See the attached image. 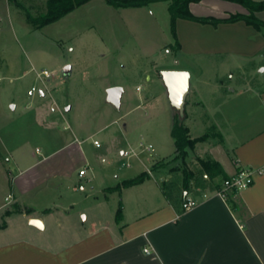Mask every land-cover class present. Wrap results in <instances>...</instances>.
<instances>
[{"label": "rangeland", "instance_id": "1", "mask_svg": "<svg viewBox=\"0 0 264 264\" xmlns=\"http://www.w3.org/2000/svg\"><path fill=\"white\" fill-rule=\"evenodd\" d=\"M19 1L35 14L45 7V0ZM7 6L5 1L0 2V156L10 159L9 166L15 172L28 166L40 174L66 172L70 178H53L52 186L58 190H66L65 185L76 186L71 193L77 197L82 192L78 173L85 159L91 166L86 176H95L90 183L85 182L87 177L82 178L88 190L89 185L98 187L103 178L109 180L114 173L145 169L153 161L151 153L157 155L156 150L174 155L175 146L169 136L174 109L156 69L189 68L193 83L197 72L203 80H217L222 84L220 91L201 82L198 94L211 108L217 107L220 97L227 93L231 79L232 85L245 87L258 86L264 80V47L246 49V55L193 54L188 47L181 53L167 52L173 37L166 2L141 11L129 10V16L135 15L133 21L143 19L136 33L121 25L122 8L106 0H92L72 14L36 29L27 23L22 8L9 2L8 12ZM187 31L181 28L182 34ZM66 64L76 66L64 73ZM146 68L150 70L147 74ZM41 69L51 70L54 75L42 80L37 74ZM107 80H118L125 86L119 107L107 101ZM33 85L38 90L30 96L28 90ZM194 96L189 92L186 103ZM201 112L197 110V114ZM186 122L191 124L190 119ZM194 126L200 127L199 119ZM205 130L200 141L222 142L221 134L210 122ZM125 136L121 155V145L117 148L115 144H122ZM141 136L147 144V136L153 139L150 150L139 147ZM208 143L192 153L189 148L184 159L159 160L153 167L165 166L163 172L172 173L170 179L177 185H182L184 172L191 171L192 189H211L224 179L203 177L204 164L215 159L207 150ZM131 148L136 154H126ZM215 155L231 173V159L224 148L218 147ZM5 212L0 223L6 219Z\"/></svg>", "mask_w": 264, "mask_h": 264}, {"label": "crops", "instance_id": "2", "mask_svg": "<svg viewBox=\"0 0 264 264\" xmlns=\"http://www.w3.org/2000/svg\"><path fill=\"white\" fill-rule=\"evenodd\" d=\"M2 1L9 6L8 0ZM158 2H166L168 9L167 0L141 6H115L124 11L121 25L130 32H139L143 19L135 18L133 21L131 18L135 15L129 16V10L141 11ZM189 8L198 16L225 17L231 13H249L244 5L231 0H200L191 2ZM256 15L264 21V9L257 11ZM2 18L0 9V20ZM181 28L188 30L186 34H182ZM170 30L173 41L167 52L181 53L188 47L193 54L246 55V49L264 47V36L260 35V32L264 34V25L255 27L245 20L213 23L178 18L174 35L170 16ZM176 41L180 44L179 49L175 46ZM75 66L72 64L68 73ZM122 67L126 69V65ZM170 69H187L190 73V92L195 96L193 101L186 103L184 115L190 136H202L210 122L221 134L222 142H207L206 149L221 163L225 172L231 176L242 166L254 169L253 184L235 196L238 206H233L216 190H195L191 186L183 190L180 184L179 202L169 200L162 184L172 181V173L163 172L165 166L158 168L153 165L174 155H162L158 150L155 156L151 153L153 161L145 169L114 173L108 177L109 180L103 178L98 187L89 185L88 190L82 178L87 177L91 166L85 159L86 164L82 168H86V173L83 176L78 173L82 190L80 197L71 193L76 186L70 188L65 185L66 190L52 186L53 178L69 179L66 172L40 174L31 166L15 172L9 166L10 159L0 156V216L15 204L20 207L19 211L6 216V226L0 228V264H264V80L258 82V86L245 87L232 85L231 79L229 90L213 109L198 95L201 82L219 91L222 84L210 78L203 80L199 72L193 83V72L189 68L173 66ZM156 70L160 73L159 69ZM148 71L146 68V74ZM113 85L125 87L118 80H107L105 88ZM197 110H201V114H197ZM186 118L191 124L186 122ZM197 118L199 128L194 126ZM172 123L169 136L173 140ZM193 129H197L196 134H193ZM147 138L148 144L152 145L153 139ZM124 141H127L126 136L121 140L122 144H115L116 147H123ZM141 142L147 144L142 136L139 147L143 148ZM207 143L196 141L189 153L205 148ZM218 147H223L230 156L231 173L215 155ZM76 148L82 151L80 145ZM175 150L176 147L174 154ZM120 152L122 155V148ZM131 153L136 154V151L131 148ZM14 161L19 169L18 162ZM143 171L149 173L144 180L123 185L124 180ZM203 177L206 179L207 174ZM93 179L94 175L88 176L85 182L90 183ZM185 198L196 199L198 204L183 210ZM121 204L122 218L117 220Z\"/></svg>", "mask_w": 264, "mask_h": 264}, {"label": "trees", "instance_id": "3", "mask_svg": "<svg viewBox=\"0 0 264 264\" xmlns=\"http://www.w3.org/2000/svg\"><path fill=\"white\" fill-rule=\"evenodd\" d=\"M11 4H14L25 11L27 23L34 29L43 27L46 24L52 23L62 16L72 11L76 7L87 3L90 0H45V7L42 11L37 14L33 13L31 9L27 8L19 0H8ZM109 4L117 7L126 6H141L148 4L150 2L161 1V0H106ZM169 2V13L171 16V27L172 32L176 35V20L178 18H186L200 22H233L237 20H245L247 23L254 25L255 27H260L264 25V21L260 19L256 12L264 9V0H231L244 5L249 13H231L225 17H213V16H198L191 12L189 4L191 2H197L200 0H167ZM175 46L179 49L180 44L176 41ZM171 136L173 137L175 143V154L170 160L184 159L187 155L188 149L192 148L196 141L201 140L204 136L198 138H192L189 133V128L185 123L184 117L180 115L179 111L175 110L173 115V123L171 127ZM207 174V178L212 179L216 176H221L223 179L228 178L229 175L225 172L221 163L214 159L209 163L204 164V174ZM203 174V175H204ZM149 173L143 171L135 177L126 179L123 181L124 186L133 185L144 180ZM194 174L191 171H185L182 180L183 190H188L191 186V181ZM118 187V186H117ZM221 187V184H215L211 187L212 190H217ZM162 189L165 196L171 200L179 202L180 198V188L175 182H163ZM225 199L232 203L233 206H238L237 198L235 197L238 193L235 189L226 190ZM20 207L14 205L11 209L7 210L6 216L11 212L19 211ZM30 211V208H26ZM49 210V209H47ZM117 220L122 218V204L119 206L116 214ZM6 226V219L0 223V228Z\"/></svg>", "mask_w": 264, "mask_h": 264}, {"label": "water", "instance_id": "4", "mask_svg": "<svg viewBox=\"0 0 264 264\" xmlns=\"http://www.w3.org/2000/svg\"><path fill=\"white\" fill-rule=\"evenodd\" d=\"M71 65L67 64L63 67V72L68 73ZM161 77L168 92L171 105L180 115H185V105L188 94L190 92V73L186 69H163L160 71ZM121 85H113L107 88V101L116 107L121 105L123 94ZM67 106L66 109H69Z\"/></svg>", "mask_w": 264, "mask_h": 264}, {"label": "built area", "instance_id": "5", "mask_svg": "<svg viewBox=\"0 0 264 264\" xmlns=\"http://www.w3.org/2000/svg\"><path fill=\"white\" fill-rule=\"evenodd\" d=\"M37 74L42 80H44L46 78L50 79L52 75H54V72L48 69H41L40 71H38ZM37 90L38 88L35 85L31 86L28 90V95L33 96L37 92ZM51 110H54L53 106L51 107ZM94 143L96 145H99L98 140H95ZM140 146L146 149L152 148L151 144H145L144 142H141ZM130 153H131L130 151H126V154H130ZM85 173H86V168H82L79 171V175L81 176L85 175ZM253 181H254V169H252L251 167L242 166L239 167L238 170L233 175L229 176L228 178H225L221 187L217 189L216 192L220 196L225 198L226 190L235 189L237 191H240L251 186L253 184ZM197 204H198V200L193 198H185L184 201L182 202V208L183 210H187L190 209L191 207L196 206ZM144 250L146 252H149L148 248H145Z\"/></svg>", "mask_w": 264, "mask_h": 264}]
</instances>
